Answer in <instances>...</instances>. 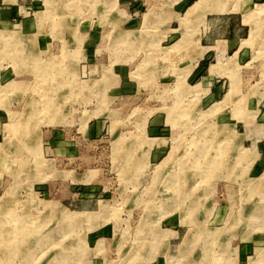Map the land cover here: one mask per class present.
I'll use <instances>...</instances> for the list:
<instances>
[{"label": "rangeland", "instance_id": "1", "mask_svg": "<svg viewBox=\"0 0 264 264\" xmlns=\"http://www.w3.org/2000/svg\"><path fill=\"white\" fill-rule=\"evenodd\" d=\"M134 1L0 0V264H264V0Z\"/></svg>", "mask_w": 264, "mask_h": 264}, {"label": "crops", "instance_id": "2", "mask_svg": "<svg viewBox=\"0 0 264 264\" xmlns=\"http://www.w3.org/2000/svg\"><path fill=\"white\" fill-rule=\"evenodd\" d=\"M33 1V0H32ZM193 0H179L178 1V5L179 6H183L184 7V4L186 5V4H190L191 2H192ZM137 4H138V2H135L134 0H129V10L130 11H134V8L136 9V7H137ZM5 10H3L2 12H1V16H2V18L4 19V23L5 24H9L10 25V22L13 20V18L16 16V8H11V7H7V9L6 8H4ZM242 27H245V24H244V22L242 23ZM235 38H237V37H235ZM219 42H222V46H220V50H217L216 48L217 47H212V46H209V45H211V44H217V43H211L210 42V44H208V45H205V46H203L202 45V47H198V52H197V54H199L200 55V58L199 59H204L208 54H209V52H210V50L212 49V48H215V55H216V57L217 58H220V59H223L224 58V55H225V51H224V49H222V48H224L225 46L227 47V45L229 46V45H231L232 43H235V42H237V39H232V38H230V37H228L227 39H225V40H222V41H219ZM233 45V44H232ZM201 48V49H200ZM204 49V50H203ZM242 53V51L241 50H237L236 51V53L235 54H241ZM220 88V86H215V88H214V91H215V93H216V89H219ZM214 93V92H213ZM218 94H221V91H218L217 92ZM248 125V124H247ZM243 135V134H242ZM245 136V135H244ZM248 139L247 140H251L252 139V141H257V142H260V138H256V135H254V134H252V132H250V133H248Z\"/></svg>", "mask_w": 264, "mask_h": 264}, {"label": "bare ground", "instance_id": "3", "mask_svg": "<svg viewBox=\"0 0 264 264\" xmlns=\"http://www.w3.org/2000/svg\"><path fill=\"white\" fill-rule=\"evenodd\" d=\"M200 4V3H199ZM196 7V6H195ZM194 7V8H195ZM196 11V10H195ZM191 14V13H190ZM194 14V13H193ZM257 14H258V16L259 17H261V16H263L264 15V8L263 7H261V8H259V10L257 11ZM193 42V41H192ZM196 43V42H195ZM199 47V46H198ZM204 50V49H203ZM220 153V152H219ZM222 158V157H221ZM217 160V159H216ZM222 160V159H221ZM219 161V160H218ZM219 166V165H218ZM263 180V179H262ZM162 235V234H161ZM15 246V245H14ZM16 246H18V245H16ZM20 246V245H19ZM22 246V245H21ZM28 247V246H27ZM12 250V249H11ZM10 250V251H11ZM17 250V249H16ZM9 254H10V252H9ZM257 263V262H256Z\"/></svg>", "mask_w": 264, "mask_h": 264}]
</instances>
